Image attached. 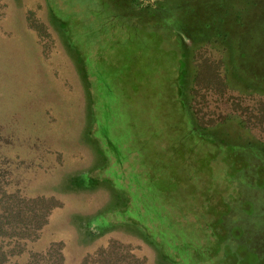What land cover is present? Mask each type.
<instances>
[{
	"label": "rangeland",
	"instance_id": "1",
	"mask_svg": "<svg viewBox=\"0 0 264 264\" xmlns=\"http://www.w3.org/2000/svg\"><path fill=\"white\" fill-rule=\"evenodd\" d=\"M76 2L96 17L94 27L79 24L62 0H0V179L57 204L10 264L54 242L64 264H81L113 241L144 264H177L147 228L121 220L137 218L142 195L154 205V188L141 181L159 173L186 182L194 155L201 190L184 220L200 233L214 221L222 237L229 222V236L240 238L225 264H264V0ZM111 18L99 47L94 31ZM111 42L109 61L101 48Z\"/></svg>",
	"mask_w": 264,
	"mask_h": 264
},
{
	"label": "trees",
	"instance_id": "2",
	"mask_svg": "<svg viewBox=\"0 0 264 264\" xmlns=\"http://www.w3.org/2000/svg\"><path fill=\"white\" fill-rule=\"evenodd\" d=\"M33 28L37 30L38 25L34 23ZM101 64L107 65L106 63ZM93 74H98V71H94ZM188 164H193L191 167H194V170L188 173L186 182L174 181V175L163 178L159 173H152L148 181H141L143 186L151 185L154 188L152 191L154 205H146L147 202L144 201L143 195L140 196L143 209V212L140 211L141 216L146 214L153 218L144 221L145 229L147 228L154 238L157 237L159 244L165 250H171L177 255L179 258V261L175 260L177 264H225L235 253L234 246L238 245L236 242L234 245L232 241H237L240 235L235 236L234 239L229 236L231 234L229 222L222 221V225L227 229L224 234L226 236L222 237L218 233L220 228L214 226V221L208 223L206 227L202 226L203 232L200 233L198 231L199 223L193 220H184V218L194 215L193 211L197 207L195 203V200L198 199L197 191L201 190L200 185L196 187L194 184L192 175L195 174L196 168L201 169L202 166L195 162V155L189 156ZM210 180L209 184L214 185V180ZM8 183V181L5 183L4 179H0V264H10L13 257L22 254L28 241L37 239L39 231L47 222L50 211L57 205L53 196H26L18 188L7 187ZM130 196L133 197V200L135 199V195L130 193ZM186 197H189L190 201L187 203L188 211L184 212ZM206 202L203 203V207L210 208L208 205L206 206ZM167 209L171 211L169 212ZM221 215L231 218L232 211L230 209L222 212ZM236 220L238 223L234 222L236 228L242 227V218ZM183 221H186V225ZM168 232L173 234L172 239L168 238ZM203 240L205 241L204 245L201 243ZM216 246L219 247L218 251L221 249L223 252L212 254ZM208 254L211 256L207 257ZM166 256L168 259H175L170 254H166ZM24 264H64V255L59 244L54 242L45 252H31ZM81 264H144V262L131 251L128 253L123 250L120 247V242L113 241V243L100 246L91 254H87Z\"/></svg>",
	"mask_w": 264,
	"mask_h": 264
},
{
	"label": "flooded vegetation",
	"instance_id": "3",
	"mask_svg": "<svg viewBox=\"0 0 264 264\" xmlns=\"http://www.w3.org/2000/svg\"><path fill=\"white\" fill-rule=\"evenodd\" d=\"M63 1V3L66 5V7L64 8V10H66L67 12L66 13H68V11H72V13H74L75 14V16H73L74 18H78V20L81 22H78L79 24H82V23H85V24H89V25H91V27H94L93 25H94V21H95V16L93 15V14H88V13H86L87 12V10H84V7H80V5H78L77 4V2H76V0H62ZM82 1H84V0H82ZM86 2V1H85ZM89 11V10H88ZM65 14V13H64ZM63 14V15H64ZM73 14V15H74ZM90 17V18H89ZM87 19H89L90 21L88 22L87 21ZM85 21V22H84ZM114 22H115V20L113 19V18H111V20H110V23H107V24H102L101 25V27L99 28V27H97L98 29H96L95 31H94V33L96 34V39H98V38H101L100 39V41L98 42V43H100V45H99V47L101 46V40H103L104 39V41H103V43L106 41L107 42V38H108V35L106 34V29H104V28H106L107 26L110 28V27H112L113 25H114ZM117 22V21H116ZM123 24L121 23V25L119 26V31L120 32H124V31H121V29H120V27H124V26H122ZM102 28V29H101ZM126 29V28H125ZM100 31L102 32L101 34L103 35V34H105V36L103 37V36H100ZM118 31V32H119ZM92 31H90V32H87L86 34L87 35H89V33H91ZM123 34H125V32L123 33ZM242 34H244V33H242ZM78 35H81L82 36V38H83V40L81 41V40H78V38H77V41L78 42H82V43H85L84 45H85V47H86V45H87V43H89L88 45L90 46L91 45V40H87V38H84L85 37V32H82V33H80V32H78L77 34H76V36H78ZM127 35H129V37H128V39H127V41H130V40H132L133 42H134V40H135V42L134 43H132V48H131V50L133 49V48H136V38L135 39H131L130 38V33H129V31L127 32ZM126 34H125V36H127ZM114 36V35H113ZM107 37V38H106ZM264 37V36H263ZM87 41V42H86ZM121 41V40H120ZM236 41H237V39H236ZM251 41H252V38H251ZM112 42H113V40H112ZM111 42V45H110V47L108 48L109 50L108 51H106V50H104L106 47H103V49L101 48V51H103L104 52V54H105V56H106V58H107V60H109L110 61V59H111V54H112V45H113V43ZM102 43V44H103ZM117 43V42H116ZM122 44V41L119 43V47H120V49H123L124 50V52L125 53H127V55H128V51H127V49H125L124 47H123V45H121ZM238 44H239V46L238 47H240V49H241V51L243 52V51H246L247 50V48H244L243 46L244 45H242V38L241 39H238ZM84 47V46H83ZM91 47H89L88 48V50H86V51H84V53L86 54L85 56H87L88 58H89V56H91V54H93V52L91 51V49H90ZM127 48V47H126ZM100 50V49H99ZM98 50V51H99ZM130 50V49H129ZM111 52V53H110ZM103 55V54H102ZM88 62V61H87ZM87 66H88V69H89V71L91 72V73H93L94 71H97V70H95V68H93V67H90L88 64H87ZM113 79H115V78H117V75L116 76H113L112 77ZM118 79L120 80V76H118ZM104 106H106V104L104 105ZM109 150H110V148H109ZM108 150V151H109ZM106 161H107V159H106ZM105 161V162H106ZM108 166V164H106V167ZM82 174L83 173H80V175L79 176H81V177H79L78 178V181L79 182H81V184L79 183V185H83L84 186V183H86V181L88 180V177H84V175L82 176ZM90 179V178H89ZM117 179H119V177H117ZM131 179V178H130ZM82 180V181H81ZM86 180V181H85ZM91 180H92V178H91ZM83 183V184H82ZM125 190V189H124ZM129 191H131V190H129ZM132 193V192H131ZM133 195V194H132ZM134 205V204H133ZM137 206V205H136ZM134 208H135V205H134ZM140 208H142V206L140 207ZM140 208L139 207H137V212L138 213H140ZM169 212L171 211L170 209H167ZM142 212H143V210H142ZM111 216H113V218H115L116 217V214H111ZM115 216V217H114ZM141 217L142 218H147V219H153V218H150L149 216H147V215H145V214H142V216H141V213L139 214V215H137V218H135L134 219V217H130V218H127L126 220H121V222L122 221H124V222H129V223H131L132 224V226L133 227H135L137 230H143L144 228H145V225H144V222H142V220H141ZM144 226V227H143Z\"/></svg>",
	"mask_w": 264,
	"mask_h": 264
}]
</instances>
